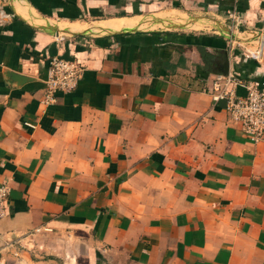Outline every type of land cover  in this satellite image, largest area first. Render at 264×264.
I'll return each instance as SVG.
<instances>
[{"label":"crops","instance_id":"0c3cea01","mask_svg":"<svg viewBox=\"0 0 264 264\" xmlns=\"http://www.w3.org/2000/svg\"><path fill=\"white\" fill-rule=\"evenodd\" d=\"M54 56L83 72L44 102ZM229 75L264 82V0H0V264H264V139L212 100Z\"/></svg>","mask_w":264,"mask_h":264},{"label":"built area","instance_id":"2783aa9c","mask_svg":"<svg viewBox=\"0 0 264 264\" xmlns=\"http://www.w3.org/2000/svg\"><path fill=\"white\" fill-rule=\"evenodd\" d=\"M235 17L234 14H230ZM82 66L75 60L51 57L45 80V99H54L56 92L73 90L81 78ZM211 88L212 100H224L228 117L240 126L241 132L252 142L264 139V82L244 81L235 76H218ZM244 87L243 95L237 93ZM30 125V124H29ZM9 187L0 185V218L8 214Z\"/></svg>","mask_w":264,"mask_h":264},{"label":"water","instance_id":"95a60500","mask_svg":"<svg viewBox=\"0 0 264 264\" xmlns=\"http://www.w3.org/2000/svg\"><path fill=\"white\" fill-rule=\"evenodd\" d=\"M223 19L225 29V32H223V34L227 38L240 44H248V42L250 41H256V49H259L263 40V34L260 30L247 29L241 21L230 14L224 15ZM226 71L227 69L224 70V72Z\"/></svg>","mask_w":264,"mask_h":264}]
</instances>
